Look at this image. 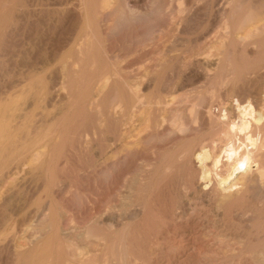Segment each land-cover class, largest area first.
Segmentation results:
<instances>
[{
  "label": "rangeland",
  "instance_id": "1",
  "mask_svg": "<svg viewBox=\"0 0 264 264\" xmlns=\"http://www.w3.org/2000/svg\"><path fill=\"white\" fill-rule=\"evenodd\" d=\"M103 1L104 2L107 1L106 4H108V3L111 4V2H112V4L111 5L108 4V5H110V7H109ZM103 1L98 0V2H97V0H95V1L90 0V2H89V0H88V3L90 5L87 4L88 5L87 6V5H82L81 0H27V1L26 0L25 1L24 0H0V65H1L0 66V110H1L0 111V121L2 120L1 121L2 124L4 122L3 126L7 124L6 125L7 127H8V123H9V127H8L9 129H6L7 127L4 126V128L6 130H8V132L6 130L5 131L3 130L4 129L3 126H2L3 129L0 126V129H1L0 133H3V131H4L3 134L5 135L4 136L3 134H1V136H0V141L2 142L0 145L1 146L0 147V149H1L0 150V241H1L0 242V264H33V263L34 264H58V263L63 264L64 263L63 261H65L66 263L71 261V262H74L75 264H79L83 260L85 261L84 264H87V263L88 264H90V263L95 264V261L97 264H100L101 262H102L101 264H105V262L110 257L111 253H114L115 255L112 256L113 254H111V257L109 258L110 263L108 261V262H106V264H131V263H133L134 260H135V264H145V263L151 264L152 258L150 256V254L148 253V247H147V245L149 244V240L150 241L154 240L155 241L154 247H157L158 249L163 251V255L159 257V260L161 259L160 261H166L167 256L171 255L170 257L173 259L172 263L175 261L173 264H178V262H179V264H210V263L211 264H228V263L229 264H232V263L235 264V262H236V264H241V262L239 263V260L242 258V256L240 254L237 255L236 254L237 252H232V253L229 252L226 255H222V256H218V257L209 256V255L207 257V254H203V252L200 253L199 255H198V253L196 254V251L191 246H189V247L186 246L190 241H192L193 239L195 241V238L197 239L198 237L200 238V236H201V235H198L200 233V229L198 230V228H196V227L193 228V226L184 227V229H182L183 231L182 230L180 231L183 233V237H181L182 235H179L180 238L178 236L175 239V241L176 240L180 241V239H181L183 246L180 244L181 242L179 244L181 245L182 249L185 247L183 250L181 249V247H179V246L177 247L176 244H175L176 245L175 246L173 241H171V240L166 241L164 239H161L159 242L158 241V236H159L158 232L159 231H157L158 229L157 230L154 229L150 232V231H147L145 229L141 230V229H143L142 226L138 227V229H137V227H135L134 225H131V226L128 225V226H126L127 230H126V228H123L121 230V233H119L120 235H118V237H116L117 240L119 239L120 241L116 240L115 249L112 248L110 251L111 246L108 247L107 244H105L103 240H100V241L95 240L96 236L92 235L89 242H84L85 243L84 245H82L83 244L82 241L79 242V244L81 245V247H83L84 250L82 249V251H83L82 255H80V256L76 255L75 256L76 250L75 249L73 250V248H69L68 246H66V242H65L66 239H64L65 238L64 234L62 233L63 236H62V234H59L64 230V227L66 228L68 226L67 223L72 218L74 219L76 224H81L80 226H84L86 224V221H84L82 217L77 216V214L79 215V213H80L79 210H82L81 207H84L85 205H87L90 202L93 203L94 199L91 197L89 198V196H88L89 192L91 193L92 190H90V191L88 189H87V191H86V189H85V191L82 190L81 182L86 183V185H91V184L95 183V181L97 182V180H98V182H99L101 180V182L103 183V186H108L109 182L111 181L112 176L109 173L105 174L103 172L96 171V162H95V155H94L95 151L93 153H90L89 155H86V152L84 151L85 145H83L84 143L86 144L87 140H88L90 142L91 151H93L94 149H92V148L95 147V144H93V143H95V132L99 128V125L97 123L98 122L97 121V115L95 114V105H93V103L95 104V102L98 101L97 100L98 95L95 96L94 90L96 89V86H97L96 84H97L98 80L102 76H105L106 74H108V75L110 74L112 76V74H113V77H115L116 75L114 76V73L116 72L115 74H117V76L123 75L122 77L125 76V77H129L131 79L132 78L134 79V75H136V73L137 74L140 73V76H141V75H144L146 72L148 73L149 71L151 72L154 70V71H156V74H155V72H154V74H153V72L152 73L149 72L150 75H148V76H150V77H145V75H144V77L142 78V79L148 78V83H146L145 85H142V88H141V92L143 95H145V98L148 96L146 99H151L154 96H155V98H167V99H169L170 95L173 94V95H171L170 100L173 99L172 96L175 97L174 100L177 102H182V100H185L188 98L192 102L195 101L194 103H196V106L198 107V109L201 107V105L208 106V107L212 105V106H214L213 109H214L215 115L220 113V109L222 108V106H223V108L226 106H229V110L231 112H233L232 113L233 118H235L234 115L237 113L235 102H236V99L238 98V96H239V98L244 99L246 97L245 99H251L253 101H258L260 99V95H259L260 93H258V91L264 92L263 91L264 90V53H263L264 52V40L259 41L255 38L254 39L250 38V40H249V38H246L245 39L246 41L242 40L240 43L228 44L226 46V48L222 49V52H221L218 48L219 47L218 44L215 46H214V44H210L208 41H206L202 37V35H200L201 31H199V30H201V28H203V26H205V28L211 26L209 28L214 27V29L215 28L217 29L218 27L222 26L223 23L228 19L232 23V24L230 23L231 24V26H230L231 31L234 30L235 26H237L236 30H238V32H240V35H244L243 33L248 31L249 27L253 28L254 26L257 27V25H258L259 27L261 26L260 27L261 29H263L264 28V25H263L264 24V0H238V1L234 0L233 1L234 3L232 2V4L230 5L231 7L229 6L227 8L228 10L227 9L224 10V9L219 7L218 2H220L221 0H208V3H206L207 0H200V1L199 0H110L111 2L108 0H106V1L103 0ZM101 2L105 5V7L102 6L103 4ZM127 2H128V5H127ZM243 2H244V4H243ZM215 3H217V4H215ZM27 5H28V8L26 7ZM129 5H131V6H129ZM46 6H48V7H46ZM89 6L91 7V9ZM140 6L142 9L140 8ZM93 7H94V9H93ZM135 7H138L137 10L135 9ZM79 8L80 9L84 8V9L81 12L79 10ZM95 8H97V11H95L96 10ZM100 8H101V11H100ZM108 8H109V10H108ZM117 9H118V11H117ZM128 9H130L131 11ZM239 9L241 11H239ZM21 12H23L24 14ZM83 12H85V13L83 14ZM88 12H90V13H88ZM80 14H83L84 18L87 15L88 19H87V17L84 19L83 16ZM90 14H91V18L89 16ZM252 15H253V17H252ZM16 16H17V18H16ZM232 16L234 17V19ZM20 17H21V19H20ZM105 18H106V20H105ZM85 20H87V21H85ZM95 20H96V22H95ZM99 20H104V22L107 21V24L109 23L108 24V27H109L108 28V31H109L108 32V38L111 40L110 41L111 43H114V41H115L114 45H117L116 49H118L117 52H119V53H117L115 51V53H117L116 55H115V53H113V54L108 53L105 50V48L103 47V42L105 40L104 36L101 37L99 33H96V32H98V28H97L98 25L97 24H98ZM235 20H236L237 24H236ZM248 20L249 21L251 20V21L249 22ZM252 20L256 21L255 22L256 25H254L255 23ZM85 22H88V23H85ZM202 22L205 24H203ZM234 22H235V24H234ZM239 24H240V26H239ZM246 24L248 25V27L246 26L247 28L245 27ZM18 25H20V26H18ZM110 25H112L113 27ZM94 31H96L95 34H94ZM97 34H98V37H97ZM109 35H110V37H109ZM94 36H95V38H93ZM263 37H264V34H263ZM90 38H91V40H90ZM95 39L98 40L97 43H94V42H96ZM99 39L103 40V41L100 42ZM249 41L251 44L249 43ZM87 42L89 43V45ZM84 43H86V44H84ZM209 44L213 45L214 48H212L213 46H211V47L208 46ZM256 44H258V45H256ZM83 45H85V46H83ZM90 45H92V46H90ZM259 45H260V47H259ZM82 46L85 48L83 49ZM206 46L210 50L208 48H206ZM243 46H245V47H243ZM99 47L101 48L100 50H99ZM119 47H120V49H119ZM215 47H217L218 49H215ZM102 48L104 50H102ZM123 49L125 51H123ZM233 49H234V51H233ZM96 50H97V52H96ZM216 50H218V51H216ZM81 51L83 53H81ZM90 51H91V53H90ZM100 51H102V52H100ZM104 51L106 54L104 53ZM120 51L122 53H124V55L121 54ZM126 51H127V53H126ZM219 51L221 54H219ZM230 51H231V53H230ZM202 52H203V54L201 55ZM208 53H209V55H211L213 57H217L219 63L217 65H215V68H214V66H211L209 68V71H210L209 77L203 78V79L197 81V78L195 76H193V74H195V73L197 74V73H199V71L201 72L204 70V68L202 66L203 62L201 60L202 58L200 59V57H203L206 54L208 55ZM216 53H218V54H216ZM81 56H82V58H81ZM105 56H106V58H105ZM94 57L97 59H95ZM233 57H234V59H233ZM108 58H110V60ZM83 59L84 60L87 59V60L84 61ZM162 59L166 60L167 62L166 61L163 62ZM182 59H184L186 63ZM222 59H224V60H222ZM89 60H91L90 61L91 64H90ZM64 61H65V64L67 62L68 63L65 65ZM71 62H73V64H71ZM74 63H76V65ZM63 64L65 65L64 68L62 67ZM68 64L72 65L71 66L72 68H70V67L66 68V66H69ZM225 64L226 65L228 64L229 66L228 65L226 66ZM60 65H61V67H60ZM47 66H48V68H47ZM53 67L57 68L58 70L53 68ZM250 67H252V68H250ZM50 68H51V70H50ZM60 68H62V69H60ZM115 68H118L116 70L117 71L120 70V72L118 73L115 70ZM248 68H250V69H248ZM66 69H68V70H66ZM61 70L64 72L65 75L63 74V72ZM80 70H81V72H80ZM83 70H84V73H83ZM47 71H48V73H47ZM50 71H52V73ZM58 71L60 73L62 72L61 75L59 74ZM109 71H110V73H109ZM41 72L43 73V75ZM100 72H102V73L100 74ZM123 72H125V73H123ZM160 72H162V73H160ZM81 73H83V74H81ZM91 73H93V74H91ZM94 73H97V75ZM166 73L169 76L168 75L165 76ZM177 73L179 75H177ZM44 74H47V75L44 76ZM51 74H53V75H51ZM67 74L68 75L70 74L69 78L70 79L72 78L71 80H69L67 78V76H68ZM85 74H86V77H85ZM182 74H183V76H182ZM62 75L64 78L61 77ZM172 75L176 76V77H173ZM82 76H84L85 79ZM93 76L95 77V79ZM157 76H159V77H157ZM188 76H190V77H188ZM178 77L182 78L183 80L182 79L181 80L184 83L187 81V83H186L187 87L183 88L184 89L183 91H181L182 90L181 89L179 91H175L176 92L175 93V92H173L174 91L173 85L176 82V80L178 81ZM183 77H185V78H183ZM41 78H42V80H44V78H46L47 81H48V79H50L49 81L51 82V84L48 82L50 84L49 85L47 83L46 79L44 80V81H46V83L44 81L41 82L42 81ZM80 78H82V79H80ZM88 78H90V80ZM166 78L168 80H166ZM171 78H172V81H170ZM37 79L39 80V82ZM60 79H62V81ZM91 79H93V80H91ZM96 79H97V81H96ZM194 79L196 80V82L194 81ZM202 80H203V83H199V82H202ZM80 81H81V83H80ZM91 81L95 85H93V83ZM166 81H168V82H166ZM59 82H61V83L63 82V84H61V86H60ZM190 82L194 83V84L190 85ZM197 82H198V84H197ZM42 83L44 86L43 85L41 86ZM66 83L68 84V86ZM78 83H79V85H78ZM45 84L48 86H46ZM52 84H53V86H52ZM70 84L72 86H74V87L76 86V87L74 88V87L70 86ZM51 86H52V88H51ZM79 86H80V88H77ZM82 86H84V87H82ZM94 86H95V88H94ZM43 87H45V88H43ZM54 87H56V88H54ZM63 87H66V88H63ZM81 87H82V90H81ZM191 87H192V89H191ZM256 87L258 90H256ZM59 88H61V89H59ZM62 88H63V90H62ZM161 88H162V90H161ZM49 89H50V92H49ZM72 89H73V92H72ZM77 89H79V90H77ZM91 89L93 90V92ZM51 90H53V91H51ZM75 90H76V93H75ZM84 90H85V92H88V93H85ZM108 90H110V89H108ZM55 91H57V92L62 91V92L60 94V92L57 93ZM64 91L66 94L64 93V96H63ZM111 91H113V92L111 93ZM111 91H107L102 95V98H103V100H105L106 103H113V102L117 101V98H118L117 91L115 90V88ZM43 92H44V94H43ZM47 92L50 93V96L48 93L49 97L46 96ZM68 92H69V94H67ZM39 93H41L42 96ZM106 93H108L107 96L105 95ZM235 93H236L237 97L233 96V95H235ZM72 94H74V95L72 96ZM92 94H94V95H92ZM109 94L110 95L113 94V95L110 96ZM58 95L60 96L59 100L57 99ZM52 96H53V98H52ZM75 96L76 97L78 96V98H75ZM94 96H95V98L96 97L97 98L95 99ZM150 96H152V97H150ZM253 96H254V99H253ZM41 97H42V99H41ZM62 97H65L64 98L65 100H63ZM80 97H82V98L84 97V98L82 99ZM109 97L111 100L109 99ZM248 97H250V98H248ZM30 98H31V100H30ZM38 98H40L39 99V103L41 102L40 106L38 105ZM79 98L82 100H79ZM89 98L90 99L92 98V99L90 100ZM195 98H198V99H195ZM17 99H18V101H17ZM46 99H49L50 101L46 100ZM52 99L55 101V104H54V101ZM56 99L58 101H56ZM66 99L69 101H67ZM193 99H195V100H193ZM45 100H46V104L44 103ZM60 100H63V101H60ZM85 100H86V102H85ZM107 100H109V101H107ZM47 101H49V102H47ZM222 101L224 104L222 103ZM8 102H9V104H8ZM57 102L59 105L57 104ZM60 103L63 105H61ZM73 103H74V105L75 104L76 105L81 104V105L80 106L79 105L78 106L71 105ZM227 103H228V105H227ZM44 104L46 105V107ZM41 106L45 111L41 109ZM63 106H65V107H63ZM39 107H40V109H39ZM48 107H50V108H48ZM4 108H5V111H2V110H4ZM73 108L74 109L76 108V109L74 110ZM234 108H235V110H234ZM49 109H51L50 110L51 113L48 112ZM61 109H63V110L61 111ZM67 109H69V110H67ZM77 109H78V111H77ZM52 110H53V113H52ZM42 111L45 112L46 114L45 113L43 114ZM31 112H33V113H31ZM67 112H68V114H67ZM25 113H27V114H25ZM194 113H195V115H197L198 111L195 110ZM45 116H47V117H45ZM63 116L64 117L66 116V117L64 118ZM28 117H29V119H28ZM5 119H7V120H5ZM8 120H9V122H7ZM5 121L7 123H5ZM78 121H80V122H78ZM48 122H49V124H48ZM58 123H60L59 124L60 126L58 125ZM50 124H51V126H49ZM20 126H22V127H20ZM205 126H203V125L199 126L198 125V127L193 131L192 136L193 135L194 136L191 138V141H194L196 138H198L197 140L199 141V136H201V134H203V133L205 134V136L202 135L203 137L201 136L200 138H205L212 133L211 128L208 125L206 126V128H205ZM47 127H49V128H47ZM51 128L54 130H52ZM55 129H56V131H55ZM201 129H203V130H201ZM47 132L49 134L51 133L50 136H52L53 138L49 137L47 135ZM6 134H7V136H6ZM71 134L73 137L71 136ZM8 136H9V138H8ZM15 137H16V139H15ZM87 137H89V138H87ZM7 138L10 139L11 141L8 140ZM70 140H71V143H70ZM5 141H8V142H5ZM149 141L150 142L152 141V142L150 143ZM178 141L179 140L174 141V142H172V141L169 142L168 140L164 141L165 143L168 144L167 147L169 149L171 148L169 153L174 151L172 149H177L176 147H178L179 143H180L179 146L181 145V142L178 143ZM64 142H65V144H64ZM82 142H83V144H82ZM156 142H159L156 138H154V139L148 138L146 140L147 145H151V144L153 145ZM175 143H177V144H175ZM2 145H3V147H2ZM6 145H7V147H6ZM172 145L174 146L173 148H172ZM4 146L6 148H4ZM7 148H8V150H7ZM39 152H41L43 154H41ZM1 153L3 154V156ZM10 153H11V156H10ZM37 154H41V156L37 155ZM82 154H85L86 156H84ZM35 155H37V156L34 157ZM43 155H45V156H43ZM79 155H81V157ZM2 157L4 159L5 158H7V159L4 161ZM9 157H10V159H9ZM157 158H160V155L157 156ZM85 159H88L89 161L87 160L83 165L79 166V163L81 162V160H85ZM1 160L4 161L5 163H3V162L1 163ZM6 161H8V162H6ZM30 161H32V162H30ZM197 165L199 167L198 163H197ZM81 168L82 169L84 168V170L86 172L88 171V173H89L88 175H90V176L85 178V179H82V177H80V175H79V173L81 171H78V170H82ZM91 168H92V170H91ZM177 168L178 167L176 165L175 169L177 170V172L174 173V177L171 180V183L169 182V184L165 185L164 187H161L162 189H164L163 190L164 193L162 195L163 197L161 196L162 197L161 200H162V202H163V200H165L163 203L165 204V202H166V204H165L166 210L169 213H171L172 210H174L173 208H175L177 213L180 214L181 213L180 208H177L174 205L176 204L177 201H179V200L181 201L180 198L185 197L186 193L188 195L189 192H188V188L186 187V184L184 183L185 180H183L185 178L184 173L181 170H178ZM136 169H137V166L133 168V170H135V171H136ZM93 171L94 172L96 171L98 173H96V172L94 173ZM112 172L115 173V170ZM109 176H111V177H109ZM175 178H177V179H175ZM66 180H68V181H66ZM178 180H180V181H178ZM174 181H175V183H174ZM200 182L203 184L205 183L201 179H200ZM169 185H174V186L176 185L177 187L176 186L175 187L174 186L169 187ZM205 185L206 184L203 185L204 188H205ZM65 188L67 189L68 192H65L66 191ZM181 189H182V191H181ZM168 190H169V192H168ZM178 190H180V191H178ZM176 191H178V192H176ZM225 193H227V191H225ZM258 194L259 195H257L256 198H258V201H259L260 199L263 198V196H262L263 193H261V195H260V193H258ZM70 195H71V198H70ZM94 196H96V195H94ZM164 196H166V197H164ZM260 197H262V198H260ZM86 198H88L89 201ZM163 198H165V199H163ZM66 201L67 202L69 201L72 204V210L69 212L70 215H68V216H66V211H67L65 208L66 207L65 204H67ZM194 202H195V204H193V206L197 205L199 202L198 205H200V206H198V205L197 206H198V208L201 207L202 204H200L199 200H196V201L193 200L190 203L192 204ZM167 203L168 204L171 203V205L169 204V206H168ZM78 206L79 207L81 206V207L79 208ZM205 206L202 205V207H201V210L203 213H204V211H207L209 209L208 205H205ZM207 206H208V208H207ZM73 209H75V210H73ZM51 210L53 211V214H52ZM57 211H59V212H57ZM62 211H63V213H62ZM74 211L75 212L77 211V212L75 213ZM50 213H51L52 217H54L56 220L60 219L61 217H63V218L65 217V218L64 219L62 218L60 220V222L61 221L62 222L59 224L60 227L62 226V229H61L62 231L60 230L61 232H59L55 236L52 235V237L49 238V240H51V241H47L48 236H45L44 234L42 235L40 233L38 234L37 233L38 230L36 231V229H39V227H40L39 223L41 222L42 219H44V218L48 219L49 218ZM57 213L58 214L60 213V214L57 215ZM35 215H36V217H35ZM37 216H40L41 218L40 217L37 218ZM74 216H76V217H74ZM50 218H51V216H50ZM36 220L39 223H37ZM256 221H258V220H256ZM256 221L252 222L253 226H252V228H250L252 232L254 231L252 233V238L250 239V241L246 240L244 237H243V239H245V240L241 239V241H240V239H238L239 240L238 243L239 242H241V243L237 244V245L241 246V245L245 244L243 246V248H245V247L247 248L243 251L244 252L243 255L248 253L245 256H249L250 255L249 250L255 248V246L258 245L257 243H259L260 240L264 239V237H263V234H264V231H263L264 230V227H263L264 224L263 223L264 222L260 223L259 221L258 222H256ZM242 222L243 221H241V224L244 225L245 223L244 222L242 223ZM47 223H48V221H47ZM254 223L257 225H255ZM129 226H130V228H129ZM261 226H262V228H261ZM246 227H248V226L246 225ZM131 228L133 230H131ZM28 229H29V231H28ZM26 230L28 231V233H26L27 232ZM256 230H258V231L256 232ZM20 231H22V232H20ZM125 231H128V232H125ZM129 231L130 232L132 231V232L129 234ZM33 232L35 234L37 233V236L39 235L40 238L37 239V237H36V239H35V237L33 236L35 234ZM122 233L125 236L122 235ZM127 233H128V235H127ZM104 234H106V233H104ZM104 234H102V235H104ZM29 235L32 238H34L35 240L34 239L31 240L32 238ZM121 235H122V237H120ZM257 235H260V236H257ZM60 237H63V238H60ZM93 237H94V240L92 239ZM152 237H153V239H152ZM253 237L256 239V242H255ZM41 238H43V239L45 238V239L42 241ZM54 238L56 239L57 242L54 241L55 240ZM199 238H198V240H199ZM241 238H242V236H241ZM257 238H258V240H257ZM45 240H46V242H45ZM121 240H123V242ZM125 240H127V242H125ZM200 240H201V238H200ZM61 241H62V243H61ZM91 241H93V242H91ZM139 241L140 242L142 241V242L140 243ZM156 241L158 242L157 246H155L157 244ZM169 241H171V242H169ZM246 241H248V242H246ZM183 242H184V244H183ZM41 243L43 244V247H42ZM44 243H46V244H44ZM48 243L50 246L48 245ZM52 243H54V244H52ZM117 243H118V246H116ZM160 243L163 245H161ZM247 243H249V244L247 245ZM122 244L124 247L122 246ZM100 245H103L104 247L101 246L102 248H100ZM125 245L127 247H125ZM136 245H139V246H136ZM46 246H48V247H46ZM84 246L86 248H84ZM105 246L107 248H105ZM133 246L135 248V252L133 250H131L133 248ZM252 246H253V248H251ZM172 247H175V248H172ZM88 248H89V250L87 251ZM104 248L107 250L104 251L103 250ZM128 248H129V250H128ZM121 250H122V253H121V257H120ZM26 251L27 252L29 251L30 258L28 255L25 256L27 253ZM32 251H33V253H32ZM92 251L95 253H93ZM116 251H119V252H116ZM191 251H193V252H191ZM19 252L20 253L23 252V253L19 254ZM69 252H73V253L69 254ZM84 252L86 254L88 252V254L85 256ZM101 252H102V255H100ZM66 253H67V255H66ZM126 253L127 254L129 253V255L127 256ZM190 253L191 254L193 253V254L191 255ZM230 253H231V255H228ZM146 254H147V256H146ZM18 255H21L22 257H20ZM124 255H125V257H124L125 259L123 258ZM195 255H197V256H195ZM203 255H206V256L203 257ZM99 256H100L101 260L100 259L96 260L97 257H99ZM135 256L137 258H135ZM232 256H234V257L232 258ZM235 256H236V258H235ZM26 257L28 258V260ZM73 257H74V259H72ZM78 257L81 258L79 262H78V260H79ZM88 257H89V259H88ZM90 257H91V259H90ZM112 257L113 258L115 257V260ZM126 257H127V259H129L128 261H126ZM130 257L134 258V259L132 260ZM146 257H148V258H146ZM230 257H231V259H230ZM210 258H212V259L210 260ZM215 258H219V259H215ZM227 258H228V260H227ZM67 259H69V261ZM76 259H77V263H76ZM93 259H95V260H93ZM111 259H113L115 262L111 261ZM120 259H122V260H120ZM130 259H131V263H130ZM91 260H93V262ZM104 260H106V261H104ZM218 260H220V261H218ZM211 261H213V262H211ZM23 262H25V263H23ZM252 262H253V260H250L249 264H256V263H252ZM66 263H64V264H66ZM82 264H83V262H82ZM152 264H153V262H152Z\"/></svg>",
  "mask_w": 264,
  "mask_h": 264
},
{
  "label": "bare ground",
  "instance_id": "2",
  "mask_svg": "<svg viewBox=\"0 0 264 264\" xmlns=\"http://www.w3.org/2000/svg\"><path fill=\"white\" fill-rule=\"evenodd\" d=\"M25 1V0H24ZM27 1V0H26ZM95 1V0H94ZM103 1V0H101ZM106 1V0H105ZM110 1V0H108ZM200 1V0H199ZM234 0H221L218 2V5L222 9H227L233 2ZM238 1V0H237ZM90 2V0H89ZM98 2V0H97ZM104 2V1H103ZM107 2V1H106ZM106 2H104L106 4ZM111 2V1H110ZM217 2V1H216ZM240 2V1H239ZM28 3V2H27ZM102 3V2H101ZM208 3V0L207 2ZM234 3V2H233ZM14 4V3H13ZM82 5H87L88 0H81ZM103 4V3H102ZM110 4V3H108ZM106 4V5H108ZM112 4V2H111ZM110 4V5H111ZM211 4V3H210ZM217 4V3H215ZM244 4V2H243ZM15 5V4H14ZM26 5V4H25ZM30 5V4H29ZM41 5V4H40ZM71 5V4H70ZM74 5V4H73ZM79 5V4H78ZM90 5V4H89ZM98 5V4H97ZM110 5H108L110 7ZM117 5V4H116ZM128 5V2H127ZM133 5V4H132ZM141 5V4H140ZM206 5V4H205ZM214 5V4H213ZM248 5V4H247ZM88 6V5H87ZM102 6L105 7L103 4ZM113 6V5H112ZM126 6V5H125ZM131 6V5H129ZM137 6V5H136ZM236 6V5H235ZM246 6V5H245ZM28 8V5L26 6ZM25 7V8H26ZM48 7V6H46ZM53 7V6H52ZM65 7V6H64ZM63 7V8H64ZM80 7V6H79ZM90 7V6H89ZM231 7V6H230ZM50 8V7H49ZM86 8V7H85ZM126 8V7H125ZM138 7H135L137 10ZM141 8V6H140ZM53 9V8H52ZM57 9V8H56ZM60 9V8H59ZM65 9V8H64ZM84 8L79 10L82 12ZM88 9V8H87ZM91 9V7H90ZM94 9V7H93ZM97 11V8H95ZM116 9V8H115ZM114 9V10H115ZM142 9V8H141ZM221 9V10H222ZM231 9V8H230ZM233 9V8H232ZM238 9V8H237ZM18 10V9H17ZM22 10V9H21ZM63 10V9H62ZM89 10V9H88ZM99 10V9H98ZM104 10V9H103ZM107 10V9H106ZM109 10V8H108ZM122 10V9H121ZM120 10V11H121ZM130 10V9H128ZM140 10V9H139ZM220 10V9H219ZM223 10V11H224ZM228 10V9H227ZM244 10V9H243ZM249 10V9H248ZM252 10V9H251ZM250 10V11H251ZM69 11V10H68ZM85 11V10H84ZM101 11V8H100ZM118 11V9H117ZM131 11V10H130ZM133 11V10H132ZM234 11V10H233ZM239 11H241L239 9ZM247 11V10H246ZM48 12V11H47ZM62 12V11H61ZM86 12V11H85ZM83 12V14L85 13ZM106 12V11H105ZM227 12V11H226ZM252 12V11H251ZM23 13V12H21ZM65 13V12H64ZM90 13V12H88ZM93 13V12H92ZM250 13V12H249ZM24 14V13H23ZM79 14V13H78ZM83 14H80L83 16ZM97 14V13H96ZM114 14V13H113ZM222 14V13H221ZM224 14V13H223ZM228 14V13H227ZM232 14V13H231ZM237 14V13H236ZM241 14V13H240ZM226 15V14H225ZM251 15V14H250ZM35 16V15H34ZM91 18V14L89 15ZM98 16V15H97ZM176 16V15H175ZM242 16V15H241ZM255 16V15H254ZM7 17V16H6ZM22 17V16H21ZM20 17V19H21ZM87 17V15H86ZM85 17V18H86ZM93 17V16H92ZM102 17V16H101ZM104 17V16H103ZM171 17V16H170ZM174 17V16H173ZM224 17V16H223ZM233 17V16H232ZM240 17V16H239ZM250 17V16H249ZM253 17V15H252ZM263 17V16H262ZM17 18V16H16ZM80 18V17H79ZM82 18V17H81ZM84 18V16H83ZM84 18V19H85ZM95 18V17H94ZM93 18V19H94ZM99 18V17H98ZM97 18V19H98ZM241 18V17H240ZM239 18V19H240ZM248 18V17H247ZM19 19V18H18ZM88 19V17H87ZM224 19V18H223ZM234 19V17H233ZM236 19V18H235ZM238 19V20H239ZM243 19V18H242ZM245 19V18H244ZM255 19V18H254ZM92 20V19H91ZM90 20V21H91ZM106 20V18H105ZM21 21V20H20ZM87 21V20H85ZM244 21V20H243ZM247 21V20H246ZM249 21V20H248ZM251 21V20H250ZM249 21V22H250ZM253 21V20H252ZM259 21V20H258ZM19 22V21H18ZM93 22V21H92ZM96 22V20H95ZM109 22V21H108ZM236 22V20H235ZM234 22V24H235ZM245 22V21H244ZM243 22V23H244ZM254 23L256 22L255 20L253 21ZM260 22V21H259ZM28 23V22H27ZM41 23V22H40ZM84 23V22H83ZM88 23V22H85ZM91 23V22H90ZM89 23V24H90ZM203 23V22H202ZM230 20H226L222 26L218 27L217 29L214 27L209 28L203 26L201 28L200 35L208 41L210 44L217 45L219 50L222 52V49L226 48V46L230 43H240L242 40L244 41L246 38L252 39H257L259 41H263L264 37V28L261 29L258 25L257 27H249L248 31L243 33L244 35H240V32L236 30L237 26L234 27V30L231 31L230 29ZM252 23V22H251ZM2 24V23H1ZM17 24V23H16ZM21 24V23H20ZM94 24V23H93ZM97 24V23H96ZM109 24V23H108ZM108 24L107 21L104 22V20H99L98 21V32L94 31L96 33H99L101 37L104 36L105 40L103 42V47L108 53H115L117 52L118 49H116L117 45H114V43H111L110 39L108 38ZM205 24V23H203ZM237 24V22H236ZM242 24V23H241ZM250 24V23H249ZM85 25V24H84ZM201 25V24H200ZM256 25V23L254 24ZM264 25V24H263ZM20 26V25H18ZM112 26V25H110ZM215 26V25H214ZM240 26V24H239ZM242 26V25H241ZM248 27L246 24L245 27ZM22 27V26H21ZM91 27V26H90ZM113 27V26H112ZM246 27V28H247ZM18 28V27H17ZM93 28V27H92ZM96 29V28H95ZM247 30V29H246ZM18 31V30H17ZM198 32V31H197ZM89 34V33H88ZM34 35V34H33ZM198 35V34H197ZM18 37V36H17ZM91 37V36H90ZM98 37V34H97ZM110 37V35H109ZM112 37V36H111ZM92 38V37H91ZM90 38V40H91ZM95 38V36L93 37ZM198 38V37H197ZM83 39V38H82ZM87 39V38H86ZM196 39V38H195ZM89 40V41H90ZM96 40V39H95ZM100 40V39H99ZM248 40V39H247ZM88 41V42H89ZM98 40H96L97 43ZM103 40H100V42ZM246 41V40H245ZM254 41V40H253ZM83 42V41H82ZM85 42V41H84ZM87 42V43H88ZM93 43V42H92ZM250 43V41H249ZM253 43V42H252ZM259 43V42H258ZM263 43V42H262ZM261 43V44H262ZM86 44V43H84ZM101 44V43H100ZM208 45V46H213V45ZM251 44V43H250ZM255 44V43H254ZM81 45V44H80ZM89 45V43H88ZM99 45V44H98ZM102 45V44H101ZM253 45V44H252ZM258 45V44H256ZM85 46V45H83ZM82 46V47H83ZM92 46V45H90ZM214 46L212 48H214ZM240 46V45H239ZM254 46V45H253ZM262 46V45H261ZM89 47V46H88ZM95 47V46H94ZM93 47V48H94ZM101 47V46H100ZM99 47V50L101 49ZM231 47V46H230ZM234 47V46H233ZM242 47V46H241ZM245 47V46H243ZM260 47V45H259ZM81 48V47H80ZM85 47H83L84 49ZM206 48H208L206 46ZM215 47V49H218ZM236 48V47H235ZM258 48V47H257ZM79 49V48H78ZM82 49V50H83ZM87 49V48H86ZM89 49V48H88ZM120 49V47H119ZM129 49V48H128ZM204 49V48H203ZM209 49V48H208ZM245 49V48H244ZM94 50V49H93ZM102 50H104L102 48ZM131 50V49H130ZM210 50V49H209ZM227 50V49H226ZM84 51V50H83ZM89 51V50H88ZM87 51V52H88ZM95 51V50H94ZM122 51V50H121ZM121 54L124 55V53ZM123 51H125L123 49ZM208 51V50H207ZM218 51V50H216ZM219 51V54H221ZM225 51V50H224ZM232 51V50H231ZM230 51V53H231ZM234 51V49H233ZM77 52V51H76ZM86 52V51H85ZM97 52V50H96ZM102 52V51H100ZM227 52V51H226ZM237 52V51H236ZM235 52V53H236ZM256 52V51H255ZM81 53H83L81 51ZM91 53V51H90ZM105 53V51H104ZM119 53V52H117ZM115 53V55L117 54ZM127 53V51H126ZM205 53V52H204ZM207 53V52H206ZM215 53V52H214ZM228 53V52H227ZM264 53V52H263ZM86 54V53H85ZM84 54V55H85ZM89 54V53H88ZM87 54V55H88ZM93 54V53H92ZM101 54V53H100ZM106 54V53H105ZM110 54V55H111ZM203 52L201 53V55ZM218 54V53H216ZM23 55V54H22ZM42 55V54H41ZM67 55V54H66ZM86 55V56H87ZM91 55V54H90ZM96 55V54H95ZM98 55V54H97ZM109 55V56H110ZM114 55V56H115ZM134 55V54H133ZM261 55V54H260ZM68 56V55H67ZM76 56V55H75ZM83 56V55H82ZM81 56V58H82ZM107 56V55H106ZM105 56V58H106ZM122 56V55H121ZM120 56V57H121ZM215 56V55H214ZM218 56V55H217ZM234 56V55H233ZM88 57V56H87ZM221 57V56H220ZM66 58V57H65ZM80 58V59H81ZM95 58V57H94ZM202 58V59H201ZM219 58V57H218ZM222 58V57H221ZM78 59V58H77ZM97 59V58H95ZM110 60V58H108ZM112 59V58H111ZM114 59V58H113ZM116 59V58H115ZM165 59V58H164ZM167 59V58H166ZM187 59V58H186ZM200 59L203 62V71H199V73L193 74L197 78V81L207 78L210 75L209 68L211 66L217 65L218 59L217 57H213L211 55H204L203 57H200ZM234 59V57H233ZM48 60V59H47ZM69 60V59H68ZM67 60V61H68ZM75 60V59H74ZM84 60V59H83ZM87 60V59H86ZM84 60V61H86ZM161 60V59H160ZM163 60V59H162ZM171 60V59H170ZM184 62L185 60L182 59ZM224 60V59H222ZM91 60H89L90 62ZM94 61V60H93ZM115 61V60H114ZM166 60H163V62ZM182 61V62H183ZM221 61V60H220ZM235 61V60H234ZM63 62V61H62ZM74 62V61H73ZM71 62V64H73ZM112 62V61H111ZM162 62V61H161ZM167 62V61H166ZM183 62V63H184ZM200 62V61H199ZM249 62V61H248ZM68 63V62H67ZM66 63V64H67ZM70 63V62H69ZM79 63V62H78ZM104 63V62H103ZM159 63V62H158ZM186 63V62H185ZM51 64V63H50ZM61 64V63H60ZM65 64V61H64ZM63 64V68L65 65ZM76 65V63H74ZM91 64V62H90ZM102 64V63H101ZM121 64V63H120ZM254 64V63H253ZM69 65V64H68ZM79 65V64H78ZM115 65V64H114ZM170 65V64H169ZM185 65V64H184ZM226 65V64H225ZM228 65V64H227ZM226 65V66H227ZM1 66V65H0ZM41 66V65H40ZM72 65L66 66L71 67ZM120 66V65H119ZM161 66V65H160ZM229 66V65H228ZM34 67V66H33ZM61 67V65H60ZM75 67V66H74ZM78 67V66H77ZM80 67V66H79ZM94 67V66H93ZM92 67V68H93ZM167 67V66H166ZM42 68V67H41ZM48 68V66H47ZM55 68V67H53ZM85 68V67H84ZM96 68V67H95ZM222 68V67H221ZM226 68V67H225ZM231 68V67H230ZM252 68V67H250ZM248 68V69H250ZM34 69V68H33ZM57 69V68H55ZM62 69V68H60ZM59 69V70H60ZM118 68H115V70ZM133 69V68H132ZM228 69V68H227ZM51 70V68H50ZM58 70V69H57ZM64 70V69H63ZM68 70V69H66ZM94 70V69H93ZM113 70V69H112ZM177 70V69H176ZM184 70V69H183ZM229 70V69H228ZM40 71V70H39ZM45 71V70H44ZM53 71V70H52ZM52 71H50L52 73ZM62 71V70H61ZM79 71V70H78ZM91 71V70H90ZM89 71V72H90ZM117 71V70H116ZM146 71V70H145ZM144 71V72H145ZM166 71V70H165ZM181 71V70H180ZM246 71V70H245ZM248 71V70H247ZM54 72V71H53ZM59 72V71H58ZM63 72V71H62ZM61 72V73H62ZM81 72V70H80ZM113 72V71H112ZM111 72V73H112ZM118 73L120 70L117 71ZM140 72V71H139ZM143 72V73H144ZM150 72V71H149ZM145 73V77H150V73L156 71H151L150 73ZM176 72V71H175ZM174 72V73H175ZM30 73V72H29ZM32 73V72H31ZM42 73V72H41ZM45 73V72H44ZM48 73V71H47ZM55 73V72H54ZM59 72V74L61 75ZM67 73V72H66ZM71 73V72H70ZM75 73V72H74ZM84 73V70H83ZM81 73V74H83ZM98 73V72H97ZM97 73H94L97 75ZM102 72H100L101 74ZM108 73V72H107ZM110 73V71H109ZM116 73V72H115ZM114 73L112 76L109 74H106L105 76H102L98 82L95 91V96L98 95V101L93 103L95 105V114L97 115V123L99 125V128L95 132V147L92 148L94 149L91 151V146L90 142L87 140V143L82 144L84 146V151L86 152V155H89L90 153H93L95 155V162H96V171H100L103 173H109L111 176V181L109 182L108 186H103V183L101 180L98 182L95 181V183L91 185H86V183L81 182V188L82 190L87 191V189L92 192H89V198H93V203L90 202L84 207H81L82 210H79L80 213L77 216L82 217L84 221H86V224L84 226H80L81 224H76L74 219H70V221L67 223V227L62 231V226L60 227V220L63 218L61 217L60 219H55L52 217L51 213L49 214V218H44L41 220L39 223L37 220V223L40 224L39 229H36L37 233L39 234H44L45 236H48L47 241L49 238L52 237V235H57L59 234H64L66 239V246L69 248L75 249L76 255H82V249L81 245L79 242L82 241V245H84V242H89L91 239V236H96L95 240H103L107 246L110 247V251L112 248L115 249V244L119 233H121V230L123 228H126L128 225H134L135 227H140L142 226L143 229L141 230H147V231H152L154 229H158L157 231L159 236H158V241L160 242L161 239L164 240H171L173 241L174 245L176 244L177 247H181L182 242L181 239L180 241L175 239L179 236L182 235L183 233L180 232L184 227L186 226H193L200 229V233L198 235H201L199 240L198 238H195L192 241H188L189 243L186 246H191L195 251L196 254L198 255L203 252V254H207L209 256H222L226 255L229 252H237L236 254H240L242 258L239 260V263L241 264H249L250 260H253L252 263L256 264H264V239L260 240L258 245L251 250H249V256L243 255V251L247 249L246 247L243 248L245 245H237L240 244L241 242L238 243V239L242 240H248L252 238V232L250 228H252V222L258 220L260 223L264 222V92H259L260 93V99L258 101H253L251 99H243V98H238L236 99V111L237 113L234 115L235 118H233L232 113L229 110V106H226L220 109V113L215 115L214 113V106H204L201 105V107L198 109L196 106V103L190 101L188 98L185 100H182V102H177L174 100V96L172 100L171 94L170 98H155L152 97L151 99H146L145 95L142 94L141 88L142 85H145L148 83V78H144V75L140 76V73H136L134 75V79L129 78V77H122L117 76V74ZM125 73V72H123ZM129 73V72H128ZM159 73V72H158ZM162 73V72H160ZM173 73V74H174ZM180 73V72H179ZM183 73V72H182ZM192 73V72H191ZM212 73V72H211ZM36 74V73H35ZM57 74V73H56ZM64 74V72H63ZM79 74V73H78ZM93 74V73H91ZM20 75V74H19ZM34 75V74H33ZM43 75V73H42ZM47 74H44L46 76ZM53 75V74H51ZM65 75V74H64ZM68 75V74H67ZM70 75V74H69ZM69 75L67 78H69ZM72 75V74H71ZM75 75V74H74ZM90 75V74H89ZM120 75V74H119ZM133 75V74H132ZM159 75V74H158ZM168 75L167 73L165 76ZM177 75H179L177 73ZM188 75V74H187ZM36 76V75H35ZM49 76V75H48ZM79 76V75H78ZM127 76V75H126ZM164 76V75H163ZM169 76V75H168ZM173 76V75H172ZM183 76V74H182ZM191 76V75H190ZM188 76V77H190ZM38 77V76H37ZM62 78L63 75L61 76ZM71 77V76H70ZM76 77V76H75ZM81 77V76H80ZM84 77V76H82ZM86 77V74H85ZM84 77V79H85ZM92 77V76H91ZM94 77V76H93ZM156 77V76H155ZM159 77V76H157ZM176 77V76H173ZM33 78V77H32ZM43 78V77H42ZM41 78V80H42ZM49 78V77H48ZM185 78V77H183ZM40 79V78H39ZM46 78H44L45 80ZM58 79V78H57ZM56 79V80H57ZM74 79V78H73ZM82 79V78H80ZM90 80V78H88ZM95 79V77H94ZM142 79V80H141ZM157 79V78H156ZM182 78L178 77V81L173 85V92L175 91H183L185 87H187V81L184 83ZM34 80V79H33ZM38 80V79H37ZM42 80L41 82H43ZM50 79H46L47 83L51 82L49 81ZM53 80V79H52ZM51 80V81H52ZM62 81V79H60ZM93 80V79H91ZM159 80V79H158ZM166 80H168L166 78ZM186 80V79H185ZM46 81H44L46 83ZM64 81V80H63ZM68 81V80H67ZM83 81V80H82ZM95 81V80H94ZM97 81V79H96ZM161 81V80H160ZM172 81V78L171 80ZM196 82V80L194 79ZM209 81V80H208ZM37 82V81H36ZM39 82V80H38ZM53 82V81H52ZM71 82V81H70ZM73 82V81H72ZM92 82V81H91ZM142 82V83H141ZM150 82V81H149ZM168 82V81H166ZM2 83V82H1ZM48 83V84H49ZM60 86L63 84V82H59ZM74 83V82H73ZM77 83V82H76ZM81 83V81H80ZM93 83V82H92ZM91 83V84H92ZM152 83V82H151ZM164 83V82H163ZM199 83H203L199 82ZM21 84V83H20ZM37 84V83H36ZM35 84V85H36ZM49 84V85H50ZM54 84V83H53ZM52 84V86H53ZM67 84V83H66ZM65 84V85H66ZM87 84V83H86ZM90 84V85H91ZM194 83L190 82V85H193ZM196 84V83H195ZM198 84V82H197ZM196 84V85H197ZM219 84V83H218ZM40 85V84H39ZM38 85V86H39ZM43 83L41 84V86ZM46 85V84H45ZM58 85V84H57ZM79 85V83H78ZM93 85H95L93 83ZM162 85V84H161ZM166 85V84H165ZM200 85V84H199ZM37 86V87H38ZM44 86V85H43ZM48 86V85H46ZM51 86V88H52ZM68 86V84H67ZM70 86H72L70 84ZM92 86V85H91ZM171 86V85H170ZM57 87V86H56ZM54 87V88H56ZM74 87V86H72ZM76 87V86H75ZM74 87V88H75ZM84 87V86H82ZM81 87V90H82ZM155 87V86H154ZM195 87V86H194ZM24 88V87H23ZM40 88V87H39ZM38 88V89H39ZM45 88V87H43ZM66 88V87H63ZM62 88V90H63ZM73 88V89H74ZM77 88H80L77 87ZM88 88V87H87ZM92 88V87H91ZM95 88V86H94ZM115 88V90L118 93V98L116 102L113 103H106L105 100H103L102 95L107 92L111 91ZM145 88V87H144ZM260 88V87H259ZM36 89V88H35ZM37 89V90H38ZM61 89V88H59ZM72 89V92H73ZM86 89V88H85ZM93 89V88H92ZM91 89V90H92ZM110 89V90H108ZM165 89V88H164ZM189 89V88H188ZM192 89V87H191ZM199 89V88H198ZM45 90V89H44ZM55 90V89H54ZM66 90V89H65ZM69 90V89H68ZM67 90V91H68ZM79 90V89H77ZM80 90V91H81ZM162 90V88H161ZM196 90V89H195ZM256 90L257 87H256ZM262 90V89H261ZM46 91V90H45ZM53 91V90H51ZM71 91V90H70ZM90 91V90H89ZM236 91V90H235ZM239 91V90H238ZM252 91V90H251ZM264 91V90H263ZM22 92V91H21ZM50 92V89H49ZM47 92L46 96H48ZM57 92V91H55ZM60 92V91H58ZM57 92V93H58ZM62 92V91H61ZM60 92V94H61ZM85 92V90H84ZM93 92V90H92ZM113 91H111L112 93ZM168 92V91H167ZM185 92V91H184ZM189 92V91H188ZM15 93V92H14ZM24 93V92H23ZM22 93V94H23ZM28 93V92H27ZM65 91L63 92L64 96ZM76 93V90H75ZM79 93V92H78ZM88 93V92H85ZM176 93V92H175ZM197 93V92H196ZM255 93V92H254ZM5 94V93H4ZM41 94V93H39ZM44 94V92H43ZM66 94V93H65ZM69 94V92L67 93ZM108 93L105 95L107 96ZM170 94V93H169ZM179 94V93H178ZM201 94V93H200ZM74 94H72L73 96ZM78 95V94H77ZM91 95V94H90ZM94 95V94H92ZM110 95V94H109ZM113 95V94H111ZM110 95V96H111ZM162 95V94H161ZM164 95V94H163ZM167 95V94H166ZM165 95V96H166ZM185 95V94H184ZM197 95V94H196ZM238 95V94H237ZM240 95V94H239ZM254 95V94H253ZM257 95V94H256ZM37 96V95H36ZM42 96V94H41ZM45 96V97H46ZM50 96V93H49ZM48 96V97H49ZM79 96V95H78ZM78 96L75 98H78ZM81 96V95H80ZM85 96V95H84ZM94 96V98H95ZM202 96V95H201ZM230 96V95H229ZM236 96V93L235 95ZM250 96V95H249ZM255 96V95H254ZM253 96V99H254ZM38 97V96H37ZM40 97V96H39ZM47 97V98H48ZM59 95H58V100H59ZM162 97V96H161ZM228 97V96H227ZM237 97V96H236ZM241 97V96H240ZM53 98V96H52ZM63 100H65V97H62ZM71 98V97H70ZM82 98V97H80ZM79 100H82L80 99ZM97 98V97H96ZM95 98V99H96ZM177 98V97H176ZM250 98V97H248ZM258 98V97H257ZM20 99V98H19ZM22 99V98H21ZM38 98V105L40 106ZM42 99V97H41ZM45 99V98H44ZM55 99V98H54ZM56 99V101H58ZM68 99V98H67ZM66 99V100H67ZM90 99V98H89ZM88 99V100H89ZM92 99V98H91ZM90 99V100H91ZM110 99V97H109ZM116 99V98H115ZM178 99V98H177ZM192 99V98H191ZM198 99V98H195ZM193 99V100H195ZM31 100V98H30ZM37 100V99H36ZM49 100V99H46ZM45 100V104H46ZM53 100V99H52ZM60 100V101H63ZM77 100V99H76ZM94 100V99H93ZM111 100V99H110ZM18 101V99H17ZM41 101V100H40ZM50 101V100H49ZM47 101V102H49ZM54 101V100H53ZM59 101V102H60ZM69 101V100H67ZM109 101V100H107ZM198 101V100H197ZM32 102V101H31ZM43 102V101H42ZM52 102V101H51ZM50 102V103H51ZM74 102V101H73ZM78 102V101H77ZM86 102V100H85ZM84 102V103H85ZM92 102V101H91ZM94 102V101H93ZM229 102V101H228ZM53 103V102H52ZM83 103V102H82ZM90 103V102H89ZM223 103V101H222ZM9 104V102H8ZM44 104V105H45ZM55 104V101H54ZM58 104V102H57ZM61 104V103H60ZM86 104V103H85ZM200 104V103H199ZM211 104V103H210ZM224 104V103H223ZM230 104V103H229ZM43 105V106H44ZM52 105V104H51ZM59 105V104H58ZM63 105V104H61ZM65 105V104H64ZM68 105V104H67ZM71 105H74L71 104ZM79 105V104H78ZM74 105V106H78ZM81 105V104H80ZM79 105V106H80ZM228 105V103H227ZM55 106V105H54ZM89 106V105H88ZM2 107V106H1ZM46 107V105H45ZM44 107V108H45ZM59 107V106H58ZM65 107V106H63ZM71 107V106H70ZM86 107V106H85ZM21 108V107H20ZM50 108V107H48ZM56 108V107H55ZM54 108V109H55ZM81 108V107H80ZM89 108V107H88ZM92 108V107H91ZM233 108V107H232ZM33 109V108H32ZM40 109V107H39ZM41 109L44 110L41 106ZM47 109V108H46ZM66 109V108H65ZM74 109V108H73ZM76 109V108H75ZM74 109V110H75ZM90 109V108H89ZM48 110V109H47ZM46 110V111H47ZM49 109V113H51ZM63 109H61L62 111ZM69 110V109H67ZM93 110V109H92ZM195 110L198 111L197 115H195ZM235 110V108H234ZM233 110V111H234ZM1 111V110H0ZM5 111V108L4 110ZM45 111V110H44ZM65 111V110H64ZM73 111V110H72ZM78 111V109H77ZM219 111V110H218ZM36 112V111H35ZM43 112V111H42ZM74 112V111H73ZM3 113V112H2ZM33 113V112H31ZM45 112H43L44 114ZM53 113V110H52ZM58 113V112H57ZM61 113V112H60ZM5 114V113H4ZM27 114V113H25ZM37 114V113H36ZM41 114V113H40ZM46 114V113H45ZM68 114V112H67ZM83 114V113H82ZM7 115V114H6ZM11 115V114H10ZM39 115V114H38ZM52 115V114H51ZM95 115V116H96ZM28 116V115H27ZM30 116V115H29ZM43 116V115H42ZM81 116V115H80ZM35 117V116H34ZM47 117V116H45ZM64 117V116H63ZM66 117V116H65ZM64 117V118H65ZM68 117V116H67ZM94 117V116H93ZM5 118V117H4ZM57 118V117H56ZM77 118V117H76ZM95 118V117H94ZM29 119V117H28ZM47 119V118H46ZM45 119V120H46ZM71 119V118H70ZM96 119V118H95ZM7 120V119H5ZM44 120V119H43ZM2 121V120H1ZM0 121V122H1ZM4 121V120H3ZM57 121V120H56ZM60 121V120H59ZM66 121V120H65ZM83 121V120H82ZM9 122V120L7 121ZM5 121V123H7ZM43 122V121H42ZM53 122V121H52ZM62 122V121H61ZM80 122V121H78ZM24 123V122H23ZM64 123V122H63ZM72 123V122H71ZM76 123V122H75ZM2 122L0 123V126L2 128L3 124ZM49 124V122H48ZM60 123H58L59 125ZM81 124V123H80ZM7 125V124H6ZM4 125V126H6ZM53 125V124H52ZM57 125V124H56ZM78 125V124H77ZM198 125H203V126H209L212 130V133L205 137V138H200L202 135L205 136V134H201L199 136V141L196 138L194 141H191L193 131L198 127ZM3 126V128H4ZM48 126V125H47ZM51 126V124L49 125ZM60 126V125H59ZM205 126V128H206ZM7 127V126H6ZM9 127V123H8ZM6 129H9V128ZM14 127V126H13ZM22 127V126H20ZM41 127V126H40ZM56 127V126H55ZM62 127V126H61ZM2 128V129H3ZM49 128V127H47ZM53 128V127H52ZM51 128V129H52ZM59 128V127H58ZM5 128L3 129L4 131L6 130ZM19 129V128H18ZM21 129V128H20ZM63 129V128H62ZM66 129V128H65ZM73 129V128H72ZM76 129V128H75ZM2 130V131H3ZM54 130V129H52ZM74 130V129H73ZM203 130V129H201ZM208 130V129H207ZM1 131V129H0ZM3 131V133H4ZM8 132V130H6ZM51 131V130H50ZM49 131V132H50ZM56 131V129H55ZM81 131V130H80ZM87 131V130H86ZM61 132V131H60ZM78 132V131H77ZM197 132V131H196ZM204 132V131H203ZM0 133V136L1 134ZM6 133V132H5ZM81 133V132H80ZM86 133V132H85ZM12 134V133H11ZM27 134V133H26ZM87 134V133H86ZM91 134V133H90ZM89 134V135H90ZM94 134V133H93ZM4 135V134H3ZM15 135V134H14ZM45 135V134H44ZM47 135L49 137L51 133L49 134L47 132ZM46 135V136H47ZM88 135V134H87ZM207 135V134H206ZM5 136V135H4ZM7 136V134H6ZM54 136V135H53ZM72 136V134H71ZM79 136V135H78ZM73 137V136H72ZM81 137V136H80ZM196 137V136H195ZM194 137V138H195ZM203 137V136H202ZM4 138V137H3ZM9 138V136H8ZM7 138V139H8ZM39 138V137H38ZM47 138V137H46ZM53 138V137H52ZM71 138V137H70ZM69 138V139H70ZM78 138V137H77ZM82 138V137H81ZM89 138V137H87ZM93 138V137H92ZM148 138H156L159 142H156L155 144L147 145L146 140ZM16 139V137H15ZM18 139V138H17ZM25 139V138H24ZM73 139V138H72ZM91 139V138H90ZM10 140V139H8ZM32 140V139H31ZM63 140V139H62ZM84 140V139H83ZM168 140L169 142L172 141H178L181 142V145L176 147L177 149H172L174 150L173 152L169 153L170 149L167 147V143L164 141ZM187 140V141H186ZM190 140V141H189ZM197 140V141H196ZM11 141V140H10ZM48 141V140H47ZM82 141V140H81ZM185 141V142H184ZM8 142V141H5ZM55 142V141H54ZM62 142V141H61ZM76 142V141H75ZM150 142V141H149ZM152 142V141H151ZM150 142V143H151ZM171 142V143H172ZM184 142V143H183ZM0 141V145H1ZM4 143V142H3ZM71 143V140H70ZM183 143V144H182ZM48 144V143H47ZM65 144V142H64ZM177 144V143H175ZM45 145V144H44ZM94 146V145H93ZM1 147V146H0ZM3 147V145H2ZM7 147V145H6ZM4 146V148H6ZM77 147V146H76ZM174 146L172 145V148ZM35 148V147H34ZM52 148V147H51ZM21 149V148H20ZM79 149V148H78ZM1 150V149H0ZM8 150V148H7ZM42 150V149H41ZM79 151V150H78ZM13 152V151H12ZM59 152V151H58ZM81 152V151H80ZM6 153V152H5ZM41 153V152H39ZM46 153V152H45ZM2 154V153H1ZM27 154V153H26ZM43 154V153H41ZM41 154H37L40 155ZM56 154V153H55ZM73 154V153H72ZM5 155V154H4ZM35 155L34 157H36ZM62 155V154H61ZM86 156L85 154H82ZM93 155V154H92ZM160 155V158H157V156ZM3 156V154H2ZM6 156V155H5ZM9 156V155H8ZM11 156V153H10ZM39 156V157H40ZM45 156V155H43ZM71 156V155H70ZM69 156V157H70ZM81 157V155H79ZM21 157V156H20ZM3 158V157H2ZM7 158H3L5 161ZM10 159V157H9ZM39 159V158H38ZM73 159V158H72ZM79 159V158H78ZM51 160V159H50ZM53 160V159H52ZM71 160V159H70ZM88 159L81 160V164L83 165ZM198 160V161H197ZM4 161L1 160V163H5ZM28 161V160H27ZM89 161V160H88ZM197 161V162H196ZM8 162V161H6ZM10 162V161H9ZM32 162V161H30ZM40 163V162H39ZM42 163V162H41ZM53 163V162H52ZM67 163V162H66ZM199 164V167L197 165ZM24 164V163H23ZM43 164V163H42ZM48 164V163H47ZM41 165V164H40ZM44 165V164H43ZM69 165V164H68ZM86 165V164H85ZM84 165V166H85ZM177 165V169L181 170L184 173V183L186 184V187L188 188L189 194L185 197H181V201H177L174 206L177 208H180L181 213L178 214L176 209L173 208L171 213H169L166 210V202L165 204L163 203L165 200H161L163 197V190L161 187H164L165 185L171 183V180L174 177V173L177 172L175 169V166ZM66 166V165H65ZM72 166V165H71ZM95 166V165H94ZM137 166L136 171L133 170L134 167ZM40 168V167H39ZM95 168V167H94ZM79 169V168H78ZM82 169V168H81ZM92 170V168H91ZM115 170V173L112 171ZM176 170V171H175ZM79 173L80 177L82 179H85L89 177L88 171L86 172L84 168ZM95 171V172H96ZM21 172V171H20ZM75 172V171H74ZM94 172V171H93ZM94 172V173H95ZM98 173V172H96ZM179 173V172H178ZM181 173V172H180ZM17 174V173H16ZM50 174V173H49ZM182 174V173H181ZM180 174V175H181ZM21 175V174H20ZM179 175V174H178ZM66 176V175H65ZM76 176V175H75ZM79 177V178H80ZM181 177V176H180ZM183 177V176H182ZM78 178V179H79ZM94 178V177H93ZM96 178V177H95ZM177 179V178H175ZM181 179V178H180ZM200 179L203 180L206 184L204 188V184L200 182ZM61 181V180H60ZM68 181V180H66ZM86 181V180H85ZM92 181V180H91ZM180 181V180H178ZM70 182V181H69ZM89 182V181H88ZM177 182V181H176ZM183 182V181H182ZM36 183V182H35ZM72 183V182H71ZM75 183V182H74ZM175 183V181H174ZM65 185V184H64ZM68 185V184H67ZM75 185V184H74ZM177 185V184H176ZM175 185V186H176ZM174 186V185H169ZM174 186V187H175ZM75 187V186H74ZM177 187V186H176ZM180 187V186H179ZM178 187V188H179ZM182 187V186H181ZM185 187V186H184ZM69 188V187H68ZM76 188V187H75ZM80 188V189H81ZM172 188V187H171ZM2 189V188H1ZM66 189V188H65ZM73 189V188H72ZM79 189V190H80ZM169 189V188H168ZM183 189V188H182ZM181 189V191H182ZM174 190V189H173ZM184 190V189H183ZM70 191V190H69ZM73 191V190H72ZM166 191V190H165ZM175 191V190H174ZM180 191V190H178ZM176 191V192H178ZM186 191V190H185ZM224 191V192H223ZM227 191V193H225ZM65 192H68L67 189ZM169 192V190H168ZM171 192V191H170ZM17 193V192H16ZM26 193V192H25ZM82 193V192H81ZM84 193V192H83ZM175 193V192H174ZM173 193V194H174ZM185 193V192H184ZM258 193H263V198L258 201V198H256ZM166 194V193H165ZM164 194V195H165ZM182 194V193H181ZM4 195V194H3ZM96 195V196H94ZM172 195V194H171ZM170 195V196H171ZM176 195V194H175ZM87 196V195H86ZM94 196V197H93ZM162 196V197H161ZM174 196V195H173ZM177 196V195H176ZM179 196V195H178ZM182 196V195H181ZM184 196V195H183ZM60 197V196H59ZM166 197V196H164ZM14 198V197H13ZM30 198V197H29ZM65 198V197H64ZM71 198V195H70ZM168 198V197H167ZM88 200V198H86ZM165 199V198H163ZM171 199V198H170ZM178 199V198H177ZM42 200V199H41ZM64 200V199H63ZM66 200V199H65ZM193 200H199L200 204L203 206L208 205L209 209L207 211H204V213L201 210V207L198 208V206L194 205V203H190ZM89 201V200H88ZM168 201V200H167ZM171 201V200H170ZM176 201V200H175ZM67 202V201H66ZM169 202V201H168ZM173 202V201H172ZM84 203V202H83ZM168 204V203H167ZM171 205V203H169ZM168 204V206H169ZM173 204V203H172ZM66 205V216L70 215V211L72 210V204L68 201ZM83 206V205H82ZM207 206V208H208ZM15 207V206H14ZM17 207V206H16ZM56 207V206H55ZM77 207V206H76ZM75 207V208H76ZM79 207V206H78ZM79 207V208H80ZM171 207V206H170ZM206 207V206H205ZM204 207V208H205ZM74 208V207H73ZM168 208V207H167ZM203 208V209H204ZM51 209V208H50ZM182 209V210H181ZM53 210V209H52ZM51 210V211H52ZM64 210V209H63ZM75 210V209H73ZM206 210V209H205ZM4 211V210H3ZM48 211V210H47ZM50 211V212H51ZM54 211V210H53ZM52 211V214H53ZM35 212V211H34ZM59 212V211H57ZM75 212V211H74ZM77 212V211H76ZM75 212V213H76ZM40 213V212H39ZM56 213V212H55ZM63 213V211H62ZM38 214V213H37ZM42 214V213H41ZM60 214V213H59ZM57 213V215H59ZM65 214V213H64ZM74 214V213H73ZM205 216H204V215ZM40 215V214H39ZM45 215V214H44ZM72 215V214H71ZM75 215V214H74ZM51 216V218H50ZM5 217V216H4ZM36 217V215H35ZM40 216H37V218ZM44 217V216H43ZM76 217V216H74ZM41 218V217H40ZM65 218V217H64ZM63 218V219H64ZM36 219V218H35ZM80 219V218H79ZM203 219V220H202ZM32 220V219H31ZM39 220V219H38ZM24 221V220H23ZM40 221V220H39ZM48 221V223H47ZM80 221V220H79ZM241 221H243L246 225H242ZM256 221V222H258ZM33 222V221H32ZM77 222V221H76ZM242 222V223H243ZM255 222V223H256ZM78 223V222H77ZM254 223V224H255ZM38 224V225H39ZM83 224V223H82ZM264 224V223H263ZM37 225V224H36ZM257 225V224H255ZM254 225V226H255ZM260 225V224H259ZM31 226V225H30ZM129 226V228H130ZM133 227V226H132ZM264 227V226H263ZM262 228V226H261ZM32 229V228H31ZM135 229V228H134ZM258 229V228H257ZM260 229V228H259ZM35 230V229H34ZM61 230V231H60ZM125 230V229H124ZM131 230H133L131 228ZM140 230V229H139ZM197 230V229H196ZM255 230V229H254ZM261 230V229H260ZM263 230V229H262ZM27 231V230H26ZM29 231V229H28ZM28 231L26 233H28ZM183 231V230H182ZM258 230H256L257 232ZM264 231V230H263ZM262 231V232H263ZM22 232V231H20ZM35 232V231H34ZM33 232V233H34ZM128 232V231H125ZM132 232V231H131ZM129 231V234L131 233ZM139 232V231H138ZM137 232V233H138ZM142 232V231H141ZM25 233V234H26ZM30 233V232H29ZM37 233L33 235L36 239H39V235L37 236ZM106 233V234H104ZM153 233V232H152ZM198 233V232H197ZM24 234V233H23ZM62 234V236H63ZM104 234V235H102ZM149 234V233H148ZM194 234V233H193ZM255 234V233H254ZM258 234V233H257ZM261 234V233H260ZM27 235V234H26ZM32 235V234H31ZM110 235V236H109ZM122 235H124L122 233ZM122 235L120 237H122ZM128 235V233H127ZM135 235V234H134ZM157 235V234H156ZM197 235V236H198ZM30 236V235H29ZM109 236V237H108ZM112 236V237H111ZM125 236V235H124ZM123 236V237H124ZM132 236V235H131ZM242 236V238H241ZM260 236V235H257ZM27 237V236H26ZM31 237V236H30ZM111 237V238H110ZM128 237V236H127ZM138 237V236H137ZM145 237V236H144ZM156 237V236H155ZM243 237L245 239H243ZM264 237V234H263ZM7 238V237H6ZM32 238V237H31ZM46 238V237H45ZM44 238V239H45ZM63 238V237H60ZM130 238V237H129ZM132 238V237H131ZM139 238V237H138ZM180 238V236H179ZM178 238V239H179ZM194 238V237H193ZM254 238V237H253ZM260 238V237H259ZM32 238L31 240H33ZM34 239V240H35ZM41 238V240H44ZM55 239V238H54ZM94 240V237L92 238ZM124 239V238H123ZM128 239V238H127ZM141 239V238H140ZM139 239V240H140ZM153 239V237H152ZM261 239V238H260ZM53 240V239H52ZM134 240V239H133ZM136 240V239H135ZM255 242L256 239L254 238ZM258 240V238H257ZM29 241V240H28ZM41 241V242H42ZM56 241V239L54 240ZM102 241V242H103ZM117 241H120L119 239ZM123 242V240H121ZM147 241V240H146ZM169 241V242H171ZM246 241V242H248ZM1 242V241H0ZM19 242V241H18ZM26 242V241H25ZM24 242V243H25ZM46 242V240H45ZM57 242V241H56ZM93 242V241H91ZM96 242V241H95ZM121 242V243H122ZM127 242V240H125ZM140 242V241H139ZM142 242V241H141ZM140 242V243H141ZM144 242V241H143ZM154 240H149V244L147 245L148 247V253L151 256V260L153 264H173L172 261L173 259L169 256H167L166 261H160L159 257L163 255V251L158 249L157 247H154ZM157 242V241H156ZM181 242V243H180ZM198 242V243H197ZM244 242V241H243ZM245 242V243H246ZM254 242V241H253ZM252 242V243H253ZM254 242V243H255ZM22 243V242H21ZM31 243V242H30ZM59 243V242H58ZM57 243V244H58ZM62 243V241H61ZM64 243V242H63ZM97 243V242H96ZM95 243V244H96ZM119 243V242H118ZM118 243L116 246H118ZM134 243V242H133ZM136 243V242H135ZM162 243V242H161ZM160 243V244H161ZM181 245H180V244ZM187 243V242H186ZM250 243V242H249ZM247 243V245L249 244ZM46 244V243H44ZM54 244V243H52ZM94 244V243H93ZM103 244V243H102ZM131 244V243H130ZM143 244V243H142ZM147 244V243H146ZM172 244V243H171ZM170 244V245H171ZM184 244V242H183ZM243 244V243H242ZM256 244V243H255ZM42 247L43 244L41 243ZM49 245V243H48ZM97 245V244H96ZM99 245V244H98ZM120 245V244H119ZM135 245V244H134ZM158 245V242L155 246ZM163 245V244H161ZM173 245V244H172ZM175 245V246H176ZM246 245V246H247ZM253 245V244H252ZM45 246V245H44ZM50 246V245H49ZM52 246V245H51ZM65 246V247H66ZM86 246V245H85ZM84 246V248H86ZM90 246V245H89ZM100 245V248H102ZM121 246V245H120ZM123 246V244H122ZM132 246V245H131ZM139 246V245H136ZM135 246V247H136ZM160 246V245H159ZM169 246V245H168ZM183 246V245H182ZM251 246V245H250ZM18 247V246H17ZM41 247V246H40ZM48 247V246H46ZM63 247V246H62ZM95 247V246H94ZM97 247V246H96ZM104 247V246H103ZM124 247V246H123ZM125 247H127L125 245ZM129 247V246H128ZM146 247V246H145ZM187 247V248H188ZM22 248V247H21ZM105 248H107L105 246ZM103 249L104 251L107 249ZM118 248V247H117ZM116 248V249H117ZM157 248V249H156ZM160 248V247H159ZM175 248V247H172ZM185 248V247H184ZM183 248V249H184ZM250 248V247H249ZM13 249V248H12ZM37 249V248H36ZM45 249V248H44ZM98 249V248H97ZM127 249V248H126ZM125 249V250H126ZM164 249V248H163ZM182 249V247H181ZM182 249V250H183ZM189 249V248H188ZM41 250V249H40ZM70 250V249H69ZM84 250V249H83ZM86 250V249H85ZM89 248L87 249V251ZM101 250V249H100ZM102 250V251H103ZM118 250V249H117ZM129 250V248H128ZM135 252V248L131 249ZM180 250V249H179ZM24 251V250H23ZM71 251V250H70ZM97 251V250H96ZM109 251V250H108ZM114 251V250H113ZM120 251V250H119ZM116 251V252H119ZM132 251V252H133ZM167 251V250H166ZM189 251V250H188ZM194 251V252H195ZM27 252V251H26ZM25 252V253H26ZM93 252V251H92ZM131 252V251H130ZM129 252V253H130ZM193 252V251H191ZM205 252V253H204ZM23 253V252H22ZM19 252V254H22ZM31 253V252H30ZM33 253V251H32ZM40 253V252H39ZM72 254L73 252H69V254ZM85 253V252H84ZM83 253V254H84ZM91 253V252H90ZM95 253V252H93ZM98 253V252H97ZM109 253V252H108ZM122 250L120 252V257H121ZM129 253L126 255L128 256ZM137 253V252H136ZM135 253V254H136ZM143 253V252H142ZM147 253V254H148ZM228 254V255H231ZM68 254V255H69ZM88 254V252H87ZM85 253V256L87 255ZM105 254V253H104ZM112 256H114V253ZM110 254V257H111ZM117 254V253H116ZM132 254V253H131ZM138 254V253H137ZM146 254V256H147ZM191 254V253H190ZM193 254V253H192ZM191 254V255H192ZM235 254V255H236ZM29 256V251L26 253L25 256ZM33 255V254H32ZM39 255V254H38ZM45 255V254H44ZM67 255V253H66ZM98 255V254H97ZM102 255V252L101 254ZM107 255V254H106ZM118 255V254H117ZM134 255V254H133ZM202 255V254H201ZM239 255V256H240ZM22 257L21 255H18ZM37 256V255H36ZM84 256V255H83ZM84 256V257H85ZM89 256V255H88ZM91 256V255H90ZM119 256V255H118ZM131 256V255H130ZM137 256V255H136ZM135 256V258H137ZM149 256V257H150ZM165 256V255H164ZM180 256V255H179ZM197 256V255H195ZM206 255H203L205 257ZM69 257V256H68ZM92 257V256H91ZM90 257V259H91ZM104 257V256H103ZM107 257V256H106ZM105 257V258H106ZM109 257V258H110ZM125 255L123 256V258ZM166 257V256H165ZM199 257V256H198ZM201 257V256H200ZM206 257V258H207ZM234 256H232L233 258ZM238 257V256H237ZM24 258V257H23ZM27 258V257H26ZM30 258V256H29ZM66 258V257H65ZM79 258V257H78ZM102 258V257H101ZM104 260L106 262L109 261ZM113 258V257H112ZM118 258V257H117ZM116 258V259H117ZM131 258V257H130ZM148 258V257H146ZM186 258V257H185ZM202 258V257H201ZM223 258V257H222ZM221 258V259H222ZM226 258V257H225ZM236 258V256H235ZM21 259V258H20ZM58 259V258H57ZM74 259V257L72 258ZM81 258H79L78 262L80 261ZM89 259V257H88ZM100 256L97 257L96 260H99ZM104 259V258H103ZM115 260V257L113 258ZM113 259L111 261L115 262ZM125 259V258H124ZM132 260L134 258H131ZM130 259V263H131ZM184 259V258H183ZM212 258H210L211 260ZM219 259V258H215ZM214 259V260H215ZM231 259V257H230ZM238 259V258H237ZM28 260V258H27ZM64 260V259H63ZM69 261V259H67ZM86 260V259H85ZM95 260V259H93ZM93 260H91L93 262ZM101 260V259H100ZM119 260V259H118ZM122 260V259H120ZM126 257V261H128ZM150 260V259H149ZM148 260V261H149ZM228 260V258H227ZM24 261V260H23ZM87 261V260H86ZM103 261V262H104ZM220 261V260H218ZM224 261V260H223ZM237 261V260H236ZM26 262V261H25ZM23 262V263H25ZM66 263L65 261H63ZM85 263V261H81L80 263L82 264ZM88 262V261H87ZM90 262V261H89ZM99 262V261H98ZM105 262V264H106ZM151 262V264H152ZM213 262V261H211ZM226 262V261H225ZM27 263V262H26ZM44 263V262H43ZM63 263V264H64ZM77 263V259H76ZM79 263V264H80ZM102 263V262H101ZM100 263V264H101ZM110 263V261H109ZM121 263V262H120ZM126 263V262H125ZM129 263V262H128ZM140 263V262H139ZM148 263V262H147ZM206 263V262H205ZM227 263V262H226ZM232 263V262H231ZM34 264V263H33ZM59 264V263H58ZM66 264H75L74 262H67ZM88 264V263H87ZM92 264V263H90ZM95 264L96 261H95ZM135 264V260L133 263ZM146 264V263H145ZM179 264V262H178ZM211 264V263H210ZM229 264V263H228ZM233 264V263H232ZM236 264V262H235Z\"/></svg>",
  "mask_w": 264,
  "mask_h": 264
}]
</instances>
